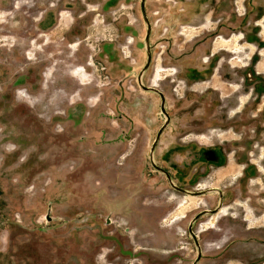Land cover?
<instances>
[{
    "label": "rangeland",
    "instance_id": "1",
    "mask_svg": "<svg viewBox=\"0 0 264 264\" xmlns=\"http://www.w3.org/2000/svg\"><path fill=\"white\" fill-rule=\"evenodd\" d=\"M140 1L0 0V264H264V0L145 1L202 195Z\"/></svg>",
    "mask_w": 264,
    "mask_h": 264
},
{
    "label": "water",
    "instance_id": "2",
    "mask_svg": "<svg viewBox=\"0 0 264 264\" xmlns=\"http://www.w3.org/2000/svg\"><path fill=\"white\" fill-rule=\"evenodd\" d=\"M145 1L146 0H141L140 1V13L142 14V17H143V19H144V24H145V27H146V33H145V36H144V41H145V47H146V50H145V53H146V55H147V60H146V63H144V65L142 66V70L139 72V74H138V76H136V80H137V82H138V84L144 89V90H150V91H152V92H154V93H156L157 95H159V97H160V99H161V103L159 104V109L161 110V112L162 113H164V120H163V124L161 125V127L159 128V130L156 132V134H155V139H154V141H153V143L150 145V158H149V161H150V163H152L153 164V166L156 168V169H158V170H160L162 173H164L167 177H168V180H169V182H170V186L173 188V189H175V190H181L182 192H184V193H187V194H190V195H193V194H195V195H202V194H204L205 192H207V191H190V190H187V189H183V188H181L180 186L178 187V186H176V184H174L173 182H172V180H171V177L167 174V172H166V170H164V169H162L161 167H159V166H157L155 163H153V160H152V152H153V148H154V146H155V144L158 142V139H159V135H160V133H161V131H163V129L168 125V123H169V115H168V113H167V111L165 110V108H164V103H165V97H164V95L158 90V89H156V88H153L152 86H150V85H148V86H145L141 81H140V77H142V75H143V73H144V71L147 69V65H148V63L151 61V54H150V43H149V41H148V38H149V35H150V33H151V27H150V25H149V20H148V17H147V14H145V11H144V9H145ZM209 190V192H212V191H215V192H217L218 194H219V197H218V205H217V207L216 208H214V209H212V210H210L209 208H207V209H204V210H202V211H199L197 214H194V218L192 219V221L190 222V224L188 225V230L190 231V233H191V235L193 236V237H195V234L192 232V230H191V225L194 223V221L195 220H197L201 215H203V214H213V213H216L218 210H220V208H221V206H222V201H221V196H222V191H221V189H219V188H216V187H211L210 189H208ZM199 251H200V249L198 248V251H197V254H196V259H195V261L192 263V264H196V262H197V260H199Z\"/></svg>",
    "mask_w": 264,
    "mask_h": 264
},
{
    "label": "flooded vegetation",
    "instance_id": "3",
    "mask_svg": "<svg viewBox=\"0 0 264 264\" xmlns=\"http://www.w3.org/2000/svg\"><path fill=\"white\" fill-rule=\"evenodd\" d=\"M202 153L204 155V158H207V160H214L215 159L216 154H215V152L212 149L210 151L205 150ZM208 154H210V155H208ZM247 154L249 155L248 150H246V148L242 147V152H240L239 155H236L237 156V159L236 160L238 162L245 161L243 167L241 168L242 171H245L246 174L248 173V174L254 175L256 173L254 172L253 168L250 166L251 164L254 165V162L250 158H248V155ZM211 155H213V157H211ZM217 155H219L220 159L222 160V164H224L225 162H227V160H226L227 151L224 150V152H222L221 149H220V151L218 152ZM247 175L244 176L241 179L242 182L247 179ZM223 196H224V192L222 191L221 201L223 200L222 199ZM225 210H226V208L223 209V211H225Z\"/></svg>",
    "mask_w": 264,
    "mask_h": 264
},
{
    "label": "crops",
    "instance_id": "4",
    "mask_svg": "<svg viewBox=\"0 0 264 264\" xmlns=\"http://www.w3.org/2000/svg\"><path fill=\"white\" fill-rule=\"evenodd\" d=\"M213 10H214V9H213ZM213 10H212V13L214 12ZM219 11H220V10H219ZM212 13H210V14H212ZM214 21H215V20H214ZM216 45H217V43H216ZM218 46H222V44H221V43H218ZM224 208H226V207H223V209H224ZM221 240H222V239H221Z\"/></svg>",
    "mask_w": 264,
    "mask_h": 264
},
{
    "label": "bare ground",
    "instance_id": "5",
    "mask_svg": "<svg viewBox=\"0 0 264 264\" xmlns=\"http://www.w3.org/2000/svg\"><path fill=\"white\" fill-rule=\"evenodd\" d=\"M222 209H223V206H221L220 210H218L215 214L220 213L222 211Z\"/></svg>",
    "mask_w": 264,
    "mask_h": 264
}]
</instances>
